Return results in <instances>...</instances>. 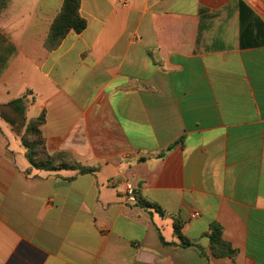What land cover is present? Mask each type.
<instances>
[{
    "label": "crops",
    "instance_id": "0c3cea01",
    "mask_svg": "<svg viewBox=\"0 0 264 264\" xmlns=\"http://www.w3.org/2000/svg\"><path fill=\"white\" fill-rule=\"evenodd\" d=\"M63 3L0 16V105L29 93L68 166L34 169L0 113V264H264V0H81L86 29L50 50Z\"/></svg>",
    "mask_w": 264,
    "mask_h": 264
},
{
    "label": "trees",
    "instance_id": "16d2710c",
    "mask_svg": "<svg viewBox=\"0 0 264 264\" xmlns=\"http://www.w3.org/2000/svg\"><path fill=\"white\" fill-rule=\"evenodd\" d=\"M80 1L64 0L62 9L53 22L46 40L48 49L57 48L70 31L81 33L86 29L87 22L80 14ZM9 2L10 0H0V15L8 7ZM16 55V47L4 34L0 33V78ZM32 104L33 99H29L28 93L26 96L13 100L6 105H0V113L4 120L21 134L20 138L26 150V157L34 169L57 171L68 167L67 165H57L47 149L42 132V127L45 124V114L27 123L26 113ZM24 127L25 130L22 132ZM71 167L74 168V166ZM86 171L91 170L82 169V172ZM140 203L147 208H156L160 213H163L159 207L143 202L142 199ZM175 233L184 245L193 246L183 235L182 224L179 221L175 222ZM208 237L213 256L217 258H234L236 256L237 251L223 239L222 228L219 225H212L211 234Z\"/></svg>",
    "mask_w": 264,
    "mask_h": 264
},
{
    "label": "built area",
    "instance_id": "2783aa9c",
    "mask_svg": "<svg viewBox=\"0 0 264 264\" xmlns=\"http://www.w3.org/2000/svg\"><path fill=\"white\" fill-rule=\"evenodd\" d=\"M125 198L127 202L132 203V204H138L140 202L136 189L131 183L126 184ZM198 216L199 214L195 213L191 217L196 218Z\"/></svg>",
    "mask_w": 264,
    "mask_h": 264
},
{
    "label": "rangeland",
    "instance_id": "374dc122",
    "mask_svg": "<svg viewBox=\"0 0 264 264\" xmlns=\"http://www.w3.org/2000/svg\"><path fill=\"white\" fill-rule=\"evenodd\" d=\"M11 1H12V0H10L9 4L11 3ZM8 6H9V5H8ZM3 12H4V11H3ZM3 12H2V13H3ZM1 15H2V14H1ZM1 15H0V16H1ZM51 26H52V25H51ZM50 29H51V28H50ZM49 32H50V31H49ZM48 35H49V34H48ZM47 38H48V37H47ZM46 40H47V39H46Z\"/></svg>",
    "mask_w": 264,
    "mask_h": 264
}]
</instances>
